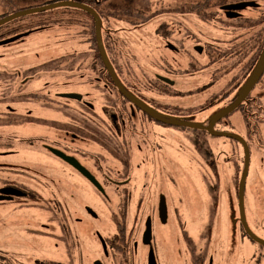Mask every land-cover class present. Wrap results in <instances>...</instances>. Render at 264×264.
Returning a JSON list of instances; mask_svg holds the SVG:
<instances>
[{
    "label": "flooded vegetation",
    "instance_id": "af4514ba",
    "mask_svg": "<svg viewBox=\"0 0 264 264\" xmlns=\"http://www.w3.org/2000/svg\"><path fill=\"white\" fill-rule=\"evenodd\" d=\"M55 2L0 24V264H161L176 171L178 264H264V0H0V21Z\"/></svg>",
    "mask_w": 264,
    "mask_h": 264
},
{
    "label": "rangeland",
    "instance_id": "374dc122",
    "mask_svg": "<svg viewBox=\"0 0 264 264\" xmlns=\"http://www.w3.org/2000/svg\"><path fill=\"white\" fill-rule=\"evenodd\" d=\"M52 29L55 30L56 26L53 25ZM33 40L38 41L39 36H36L35 38H31L29 40H26V42L28 43V46H29V41H33ZM135 41H136V39H133L131 43H135ZM127 48L129 50H131L130 52H135V51L137 52V50L135 49V44L128 45ZM133 68H134V66H131L130 69L134 70ZM96 104H98V102ZM35 110L38 111V109H35ZM174 140H175V142H174V144H172V152L175 155V162H176V160H179L180 165H182L181 161L184 158L185 153L180 151L177 148V146H178V143L182 144L183 140L181 137H175ZM180 165L178 166L180 168L179 169L180 173L183 175L186 174V172L182 169V167ZM176 173L177 174H175L174 183L178 182V184H174V186L171 188L173 206L176 208L175 209L176 213L178 215H181V217H182L181 219H183L180 223L182 229L186 230L189 233V235H192L193 231L191 229V226L189 228L188 225H190V223H191V218L193 216L196 217L197 214L196 215L194 214L195 208L193 206L191 208L192 211H189L190 213L184 212V210H183L184 207H183V204L181 201L185 200L182 198L184 197L183 192L185 193L186 190H184L185 187H184L183 181L180 178V174L177 171H176ZM158 181L160 182V179H158ZM195 189H198V188H195ZM87 194H88V196H86V197H87V199L90 198L89 200L91 202H89V200H86V201H88L89 204H91L95 207L99 206L102 209V205L98 201V198L90 192H87ZM228 201L230 202V200H228ZM196 203H198V202H196ZM247 203H248V189H246V193H245V204H246V206H247ZM246 206H245V210H246ZM100 213H102V210ZM103 215H102V217H104ZM231 215H232L231 206L229 207V204H227L226 201H224L222 199V203L220 205L218 225L220 226V229H222V232H224V230L227 228V237H230V240H232L231 242H234L233 245L231 244L232 247L229 248V250H228V256H229V258L232 259V257H234V256L238 257L239 255H243L246 252H248L249 247L247 246L246 243H241L238 236H234L233 231H232V227H231L232 225H230V224H232L231 219H230ZM197 222H193V223L197 224ZM201 222L202 223L200 225L202 226L203 221H201ZM180 225L174 221L172 213H170L168 216L167 222L165 224H160V226L156 227L153 230L154 242H155L154 249H155V253L158 256L157 258L159 259L161 264L165 261L168 264H178V263L182 262L181 257H184L186 247H185L184 238L182 236V232L180 231ZM194 229L197 230L198 225H196ZM84 239H87V240H84ZM83 241L85 242V243L83 242L84 245H88L89 248L91 249V251L95 249V244L91 238L84 237ZM51 252L47 251V253L45 254L46 257H49V256L53 257L52 254H49ZM92 253H93V251H92ZM82 264H85V263H82ZM225 264H227V263H225Z\"/></svg>",
    "mask_w": 264,
    "mask_h": 264
},
{
    "label": "water",
    "instance_id": "95a60500",
    "mask_svg": "<svg viewBox=\"0 0 264 264\" xmlns=\"http://www.w3.org/2000/svg\"><path fill=\"white\" fill-rule=\"evenodd\" d=\"M60 5H62V3L55 2V3L47 4V5H45V6L41 7V8L28 9V10H25V11H22V12H19V13H16V14L10 16V17L4 18L3 20L0 21V24L3 23V22H5V21H8V20H10V19H12V18H14V17H17V16H20V15H23V14H28V13H32V12H37V11L45 10V9H51V8L58 7V6H60ZM79 7L83 8V9H85V10H87V11H90V10H88L85 6L79 5ZM90 12L93 13L92 11H90ZM95 16H96V15H95ZM96 19H97V17H96ZM96 22H97V21H96ZM99 50H100V52H101V48H100V46H99ZM232 106H233V105H232ZM226 111H228V109L222 111V113H225Z\"/></svg>",
    "mask_w": 264,
    "mask_h": 264
}]
</instances>
